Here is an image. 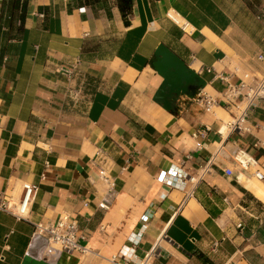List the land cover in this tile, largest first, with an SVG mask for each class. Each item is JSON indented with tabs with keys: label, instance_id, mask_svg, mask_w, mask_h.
Wrapping results in <instances>:
<instances>
[{
	"label": "crops",
	"instance_id": "crops-1",
	"mask_svg": "<svg viewBox=\"0 0 264 264\" xmlns=\"http://www.w3.org/2000/svg\"><path fill=\"white\" fill-rule=\"evenodd\" d=\"M262 74L264 0H0V264L62 213L85 236L63 264L152 250V264H264V202L232 160L242 149L264 170V99L249 132L217 116L230 117L221 77ZM24 183L36 190L18 217L1 204L18 206Z\"/></svg>",
	"mask_w": 264,
	"mask_h": 264
},
{
	"label": "built area",
	"instance_id": "built-area-1",
	"mask_svg": "<svg viewBox=\"0 0 264 264\" xmlns=\"http://www.w3.org/2000/svg\"><path fill=\"white\" fill-rule=\"evenodd\" d=\"M62 70L67 76L73 73L71 68ZM221 79L226 82V87L221 93V106L230 113V120L224 122L223 125L228 127L230 131L249 132L250 127L245 125V121L256 101L264 99V74L249 79L245 76V79H239L237 82L228 81L225 76ZM196 101L204 111H210L215 104V99L210 94L202 91L198 93ZM232 160L240 170L246 172L253 168L251 174L256 179L261 180L264 178V170L260 169L257 166V161L248 156L242 149L234 153ZM224 173L230 174L231 171L230 169H224ZM168 177L170 176H162V183H169V186L175 188H184L185 183L180 178L169 181L167 180ZM23 190V196L18 206H13V203L10 206L1 204L4 209L15 213L18 217L23 215L28 203L31 202L36 185L24 183ZM112 196L113 192L109 191L99 206L106 209ZM82 239H85V236L80 231L78 219L68 213H62L55 220L34 223L29 253L34 257L55 263L63 255L71 254L74 251H83ZM155 255V250L146 253L138 264H152Z\"/></svg>",
	"mask_w": 264,
	"mask_h": 264
},
{
	"label": "bare ground",
	"instance_id": "bare-ground-1",
	"mask_svg": "<svg viewBox=\"0 0 264 264\" xmlns=\"http://www.w3.org/2000/svg\"><path fill=\"white\" fill-rule=\"evenodd\" d=\"M169 16L179 25H182V27L185 28L186 31L190 30V27L185 24V22L183 21V19L181 17H179L177 14L170 12ZM129 79L131 77H128ZM223 111V110H221ZM223 114L227 115V113L224 111ZM222 130H225V127H222ZM246 186L249 188V190L252 192V194L257 197L259 200H261L262 202H264V184H262L261 182H255V183H249L247 182Z\"/></svg>",
	"mask_w": 264,
	"mask_h": 264
},
{
	"label": "water",
	"instance_id": "water-1",
	"mask_svg": "<svg viewBox=\"0 0 264 264\" xmlns=\"http://www.w3.org/2000/svg\"><path fill=\"white\" fill-rule=\"evenodd\" d=\"M20 264H62L61 262L51 263L45 259L34 257L30 254H26Z\"/></svg>",
	"mask_w": 264,
	"mask_h": 264
},
{
	"label": "rangeland",
	"instance_id": "rangeland-1",
	"mask_svg": "<svg viewBox=\"0 0 264 264\" xmlns=\"http://www.w3.org/2000/svg\"><path fill=\"white\" fill-rule=\"evenodd\" d=\"M223 112H224V111L218 112V113H217V116L220 117L224 122H226L227 120H230L229 115H228V114L225 115V114H223ZM225 129H226V128H225ZM252 179L254 180V182H259V180L256 179L255 177H253ZM255 199H256V198H255ZM257 201H259V200L257 199ZM251 206H252L253 208H256V209H257V205H256L255 203L251 204ZM61 263H62V262H61ZM62 264H63V263H62Z\"/></svg>",
	"mask_w": 264,
	"mask_h": 264
},
{
	"label": "trees",
	"instance_id": "trees-1",
	"mask_svg": "<svg viewBox=\"0 0 264 264\" xmlns=\"http://www.w3.org/2000/svg\"><path fill=\"white\" fill-rule=\"evenodd\" d=\"M15 5H16V1H13V3H11V7H15ZM121 11H122V13H123V16H125L126 9L124 8L123 5L121 6ZM7 13L9 14V15H8V14H7V15L9 16V20H10V17H11V8H10V10H9ZM3 15H4V14H3V12H2V13H1V16L3 17ZM9 20H8V21H9ZM7 23H8L7 27L9 26V28H10V26H11V25H10V21L7 22ZM249 198H253V197H250V196H249ZM201 256H202V255H201Z\"/></svg>",
	"mask_w": 264,
	"mask_h": 264
}]
</instances>
